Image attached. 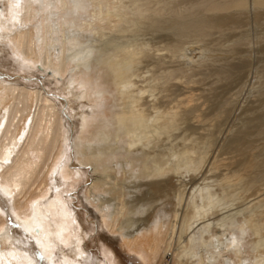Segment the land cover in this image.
<instances>
[{
    "label": "bare ground",
    "instance_id": "1",
    "mask_svg": "<svg viewBox=\"0 0 264 264\" xmlns=\"http://www.w3.org/2000/svg\"><path fill=\"white\" fill-rule=\"evenodd\" d=\"M244 22H264V0H0V52L18 68L69 73L68 87H85L75 96L92 109L81 113L65 165L67 102L39 80L0 74V196L22 234L12 237L0 209V264H38L28 243L42 264L89 263L70 203L86 169L88 204L139 264H264V140L249 143L264 137V110L224 127L231 100L202 111L211 89H194L245 70L257 36L212 38L224 23ZM223 56L235 58L216 65ZM198 120L212 123L195 136ZM173 178L171 207L151 213L149 197L159 186L166 194ZM112 257L108 250L97 264Z\"/></svg>",
    "mask_w": 264,
    "mask_h": 264
},
{
    "label": "rangeland",
    "instance_id": "2",
    "mask_svg": "<svg viewBox=\"0 0 264 264\" xmlns=\"http://www.w3.org/2000/svg\"><path fill=\"white\" fill-rule=\"evenodd\" d=\"M219 31L220 30H217L212 38H219V42L224 45H227L228 42L239 35H246L251 37H253L254 35L257 36L254 45H252V47L250 46L246 48L245 50L247 51V53L244 55L249 58V62L245 70L240 75L233 74L232 76L227 78V80L218 82L214 77H211L206 81L200 82L198 86L194 87L196 93H201V91L203 92V90L211 89V94L209 96L210 102L208 104H205L202 111L214 110V112H216L219 109L220 103L222 101H224L225 99L231 100L229 101L231 102V107H226L225 118L223 119V124L226 125H224V127H228L227 125L239 123V120H241L243 116H247L252 112L264 110V96H261L259 98L254 96L255 91L264 88V22L224 23L221 28L222 34H219ZM79 54L80 53H78V55ZM219 55H221L219 51H215L213 54V56ZM234 58L235 57L223 56L221 58H218L216 65L223 64L224 62H230L231 60H234ZM172 63L174 66L178 64L175 61H172ZM180 64H182L183 67L186 66L189 69L193 70L197 68V64L189 60L182 61ZM17 66L18 65L16 64V62H14V58L11 52H0L1 75L16 78L21 83H32L35 80H39L40 83L42 82L41 84L44 86V88L50 91L54 98L60 101L67 102L64 108V113L68 118V122H70L68 124V128L72 133L70 135V142L67 143L66 146L67 153L66 160H64V162H66L65 165H69L73 160L71 152H74L77 144L76 139L79 135L81 113L85 112L90 116L92 114V109L89 106L90 104L85 99H76L75 96L76 94H80L81 96V94L85 91V87L79 86L77 82L74 83L72 89L69 88L68 84H71L72 81L70 79L71 76L69 73L65 74L64 76H60L55 70L44 68L45 74H42L36 69L28 70L18 68ZM52 72L56 75L55 77L58 78L59 81L51 78L50 73ZM198 72L200 74L199 77L201 78L204 72V67L202 65H199ZM261 86L263 87L261 88ZM179 87V89H184L183 92L187 94L190 93L185 86L180 84ZM114 105L115 103H113L112 99H110L105 109V111L107 110V117H114L112 116V114L114 115L115 111L113 107ZM196 122L197 123L194 124V127L191 128V132L195 136L202 135L206 131L207 127L212 123L209 121L200 122L199 120ZM254 137H256L255 140H252ZM263 140V136H258L256 134L252 135V137L249 138V143H251L253 147H257ZM251 154L252 153H250L249 151L246 152V165L251 160ZM82 167L84 168V166ZM83 171V178L79 179V182L76 183L75 186L71 189L70 193H72L73 199L70 203L77 214V218L81 226L80 234H82L84 237L81 246L88 256V261L90 260L88 264H97V262L105 260L104 253L108 252V250L112 252L113 256L111 264H139V262L134 261L136 259L133 256H129L123 251L122 247H120L121 245L118 242L119 238L117 236L110 237L102 229L98 212L92 205L88 204L86 200L87 182L90 180L92 174L87 169ZM201 178L195 181V185L200 183ZM174 180V178L171 179L166 194L161 192L159 186L157 188L158 192H154V195L156 197H149L150 200L148 203V208L150 209L151 213L164 211L171 207V203L174 201L175 197V193L173 190L176 187V181ZM56 181L62 183L61 177H57ZM144 185L145 184H141V196L145 192ZM189 186L190 184L188 185V187ZM51 198H53V193L51 194ZM0 209L4 214L6 224L12 234V237L15 239L21 238L22 234L8 211L9 209L7 203L1 196ZM151 213L147 215L151 216ZM28 244H26V246L28 247L29 251L32 252L34 258H37L36 262L39 261L38 264H42L39 256L35 255L34 246L31 243Z\"/></svg>",
    "mask_w": 264,
    "mask_h": 264
}]
</instances>
